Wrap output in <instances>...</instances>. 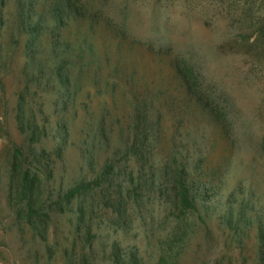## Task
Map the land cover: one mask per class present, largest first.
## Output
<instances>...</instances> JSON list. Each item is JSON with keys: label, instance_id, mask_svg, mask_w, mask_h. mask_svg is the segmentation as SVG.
Wrapping results in <instances>:
<instances>
[{"label": "rangeland", "instance_id": "rangeland-1", "mask_svg": "<svg viewBox=\"0 0 264 264\" xmlns=\"http://www.w3.org/2000/svg\"><path fill=\"white\" fill-rule=\"evenodd\" d=\"M60 1L0 0V264H112L116 242L158 264L174 149L214 194L176 264H264V64L203 0ZM110 162L146 185L64 198Z\"/></svg>", "mask_w": 264, "mask_h": 264}, {"label": "trees", "instance_id": "trees-1", "mask_svg": "<svg viewBox=\"0 0 264 264\" xmlns=\"http://www.w3.org/2000/svg\"><path fill=\"white\" fill-rule=\"evenodd\" d=\"M190 3L195 0H185ZM202 1V0H198ZM204 9H211L215 13L222 15L226 19V25L231 31V36L234 35L230 41H232L238 49L244 50L245 55L252 59L259 65L264 64V0H203ZM73 10V12H82L84 10L83 5L79 0H61L57 11L65 12V10ZM208 13V11L206 10ZM209 15H206V21L209 24L213 23L211 18L207 19ZM172 155V163L166 165V174L169 175L171 184L168 186V197L170 208L169 212L164 216L165 221L171 219L176 221L175 225L171 229V233L166 241L162 242V255L159 258L158 264H176L177 258L182 248V240H185V236L189 231V221L185 218L186 215L193 212H199L202 208L208 210L209 203L214 204L211 194V188L201 180L196 179L191 175L187 164L184 161L182 152L174 149ZM119 172L115 170V165L110 162L105 167L99 176L92 180L82 181L76 184L75 187L67 191L64 198H71L81 193H93L94 186L104 183L106 187L105 197L108 200L120 199L123 194L131 196L132 193L136 194V190L142 188L145 183H138V179L134 180L133 174H130V183L135 185L134 188L127 187L124 191L122 185H117L116 176ZM146 185V184H145ZM148 188V187H145ZM33 181L30 180L29 175L23 177L22 183V197H27L32 193ZM113 189V190H111ZM105 190V189H104ZM150 191V188L146 189V193ZM138 192V191H137ZM144 192V191H142ZM215 193V192H214ZM138 195L142 194L138 192ZM140 205H144V195H142ZM86 201L81 211L84 213L87 208ZM122 201L114 203V208L118 213V219L122 221L124 219ZM148 206V205H146ZM89 210H93L90 206ZM207 212V211H206ZM85 212L83 217H80V224L86 225ZM231 214V213H230ZM209 215V214H207ZM230 223H232L233 217L230 216ZM87 237L91 233L90 223L86 225ZM85 235V234H84ZM86 236V235H85ZM181 243V247L178 246ZM178 248V249H177ZM86 254H81L77 259V264H83ZM112 264H150L146 261L139 249L132 248L126 254L122 253L120 243L113 244L112 254L110 255ZM74 264V263H73Z\"/></svg>", "mask_w": 264, "mask_h": 264}]
</instances>
